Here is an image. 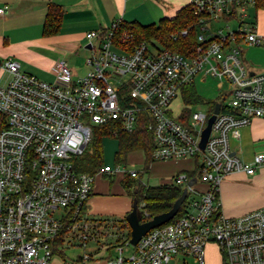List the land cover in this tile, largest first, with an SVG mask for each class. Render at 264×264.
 I'll use <instances>...</instances> for the list:
<instances>
[{
  "label": "built area",
  "instance_id": "1",
  "mask_svg": "<svg viewBox=\"0 0 264 264\" xmlns=\"http://www.w3.org/2000/svg\"><path fill=\"white\" fill-rule=\"evenodd\" d=\"M256 3L192 0L199 20L192 55L151 42L136 44L133 35L117 34L122 23L117 20L86 35L91 55L84 76L62 59L47 82L22 72L17 61L0 58V76L6 77L0 80V264H52L64 229L66 239L89 240L88 202L97 177L129 174L139 179L140 173L105 164L91 175L78 171L76 159L92 143L96 128L133 133L142 118L153 136L154 160H198L199 178L189 186L186 173L174 177L171 184L188 188L182 215L149 231L136 246L131 238L117 245L119 255L107 264H209L211 244L218 248L219 264H264V207L228 217L220 196L228 175L243 171L253 176L264 166V150L251 162L233 151L242 129L264 119V71L250 68L244 55L245 47L264 48V36L247 20L248 6ZM7 11L0 6V16ZM218 20L227 22L228 34L211 26ZM232 21L238 22L234 30ZM198 79L216 80L221 100L208 104L206 112L195 109L207 107L206 102H181L177 114L183 90ZM217 104L220 112L202 149ZM139 207L149 217L145 204Z\"/></svg>",
  "mask_w": 264,
  "mask_h": 264
},
{
  "label": "crops",
  "instance_id": "2",
  "mask_svg": "<svg viewBox=\"0 0 264 264\" xmlns=\"http://www.w3.org/2000/svg\"><path fill=\"white\" fill-rule=\"evenodd\" d=\"M191 1L0 0L1 7H8L7 13L0 16V58L17 61L22 72L39 79L40 72L50 71L51 79L47 82L53 81V67L62 59L67 60L70 67L79 75L77 69L71 66L69 58L78 54L81 49L89 51L85 48L86 35L89 32L108 29L117 20L138 22L142 25L158 24L163 18L174 17L178 11L190 5ZM53 4L62 8L63 22L58 34L45 36L44 25L49 8ZM247 11L248 22L254 23L258 33L264 36V8L248 6ZM232 24L238 26L237 21H232L229 25ZM85 66L87 67L86 62ZM262 150L264 119H255L251 125L242 129L241 140L233 142V151L242 161L251 162L255 154ZM136 153H141L145 162L143 152H134L130 155ZM182 161L190 159L160 162L173 165ZM195 166L190 163L174 167L170 176L173 179L180 172L193 171ZM198 188L204 190L206 187L198 185ZM220 196L224 213L231 217H239L263 208L264 166L253 176L243 171L228 175L221 185ZM134 200L124 188L121 176L114 180L97 177L88 202L90 220L95 219L103 223V220L117 219L121 222L132 212Z\"/></svg>",
  "mask_w": 264,
  "mask_h": 264
},
{
  "label": "trees",
  "instance_id": "3",
  "mask_svg": "<svg viewBox=\"0 0 264 264\" xmlns=\"http://www.w3.org/2000/svg\"><path fill=\"white\" fill-rule=\"evenodd\" d=\"M257 8H264V0H257ZM64 12L62 8L57 5H51L49 13L44 25V35L53 36L60 32L63 22ZM198 17L194 14L191 4L182 8L172 18H163L158 24L142 25L138 22H126L122 21L120 25L119 36L124 34L133 35V41L136 44L142 42H151L159 45L161 48L173 52H178L186 55H192L195 48L198 45ZM189 31L188 36L179 37L183 31ZM183 96L181 102H185L190 105H196L197 103L206 102L197 93L195 85L183 90ZM212 104V102H206ZM142 118V117H141ZM146 121L142 118L138 129L133 133H126L121 129H118L116 135L112 126L98 127L95 129L94 138L92 141V152L86 150L85 153L76 159V165L79 172L88 173L91 175L97 174L100 169L105 165L103 159V141L106 138H114L118 140L119 149L116 153V163L125 165L128 162V157L134 152H143L145 155V172H149L151 166L156 162L153 158L154 144L153 136L146 128ZM196 166L193 171H184L180 173H186L189 179L199 178L200 163L195 161ZM178 173L177 175H179ZM176 175V176H177ZM122 177V184L127 193L130 194L135 200L138 201L139 206L144 203L145 211L149 213V217L145 216L142 212V222L151 220L153 217L169 212L175 202L181 197L183 188L180 185H174L171 183L162 184L158 187H146L140 183V178H133L131 175H120ZM175 176V177H176ZM114 180L118 176H101ZM184 209L180 210L176 219L180 217ZM69 223V222H68ZM93 229L100 227L101 222L98 220H90ZM96 223H99L96 224ZM119 230H126L128 232L126 240L131 238V229L126 219L120 222ZM94 224L98 225L95 226ZM101 228V227H100ZM100 230V229H99ZM66 229L62 231L56 244L55 252L58 251V246L65 243V239L68 236ZM121 236L117 242H120Z\"/></svg>",
  "mask_w": 264,
  "mask_h": 264
},
{
  "label": "rangeland",
  "instance_id": "4",
  "mask_svg": "<svg viewBox=\"0 0 264 264\" xmlns=\"http://www.w3.org/2000/svg\"><path fill=\"white\" fill-rule=\"evenodd\" d=\"M231 24V22H228ZM227 22L223 21H214L211 26L215 31L224 30L225 34L229 33V29L226 28ZM237 28L235 24L231 25V28ZM235 28V29H236ZM91 55L90 51L81 49L78 54L71 56L70 62L71 66L75 67L80 76H83L87 73L88 69L85 66L87 56ZM245 60L248 63L250 68H255L256 71H264V48L256 47H245ZM253 64V66L251 65ZM6 77L0 76L1 83H4ZM40 79L49 81L51 79L50 71L43 70L40 72ZM196 91L198 95L206 102H216L220 101L221 90L219 89L218 82L216 80L208 79L206 81H196ZM175 104L176 113L179 114L181 111V101L179 100ZM208 105V104H207ZM209 105L206 107L204 104L202 106H196L195 109L199 111L206 112ZM92 143L86 149L92 152ZM119 149L118 140L114 138H106L103 141V159L105 164H117L116 163V153ZM138 154V155H137ZM189 160V159H188ZM130 162V163H129ZM151 166L149 172H145V162L141 157V153L132 154L128 157V163L125 164L128 171H138L142 177L140 178V183L146 187H158L162 184L172 182L171 169L181 165H189L193 163V166L196 165L195 160L182 161V163H175L173 165L162 164L160 161H156ZM142 213L140 208L139 214ZM228 216V215H227ZM231 217V216H228ZM238 217V216H232ZM103 220V219H102ZM99 225V223H96ZM94 224L95 226H98ZM92 225V224H91ZM101 225V226H100ZM99 226L93 229L91 228L89 240L84 242L82 239L73 237L70 235L65 240V243L58 248V251L55 252L52 259V264H107L109 258H115L119 255L116 251L117 245L125 244L128 232L126 230H119L120 220H103ZM100 229V230H99ZM77 235V234H76ZM121 236V241H118V238ZM126 247V246H125ZM133 250V248H131ZM85 255H90L91 260H84ZM129 255L124 253V256ZM208 262L209 264H219L220 263V254L216 245L211 244L207 248Z\"/></svg>",
  "mask_w": 264,
  "mask_h": 264
},
{
  "label": "water",
  "instance_id": "5",
  "mask_svg": "<svg viewBox=\"0 0 264 264\" xmlns=\"http://www.w3.org/2000/svg\"><path fill=\"white\" fill-rule=\"evenodd\" d=\"M87 47L90 48V46ZM220 107H221L220 104L216 105L214 114L210 117L207 128L203 132L202 141L200 144L202 149L206 147V143L210 136L212 126L216 120V116L220 112ZM196 181H197L196 178L190 180L189 186H193L196 183ZM187 196H188V188H185L183 190L181 197L175 202L173 208L169 212L155 216L151 220L146 222H142L143 216L142 213L139 214L140 207L138 201L134 200L133 210L131 213L127 215L126 218L131 229V240H130L131 245L136 246L139 243V241L142 239V237L145 236L149 231L172 221L178 215L182 205L186 201Z\"/></svg>",
  "mask_w": 264,
  "mask_h": 264
}]
</instances>
